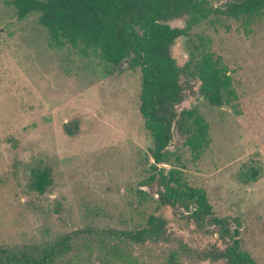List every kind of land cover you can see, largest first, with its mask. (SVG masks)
Listing matches in <instances>:
<instances>
[{"label": "rangeland", "instance_id": "obj_1", "mask_svg": "<svg viewBox=\"0 0 264 264\" xmlns=\"http://www.w3.org/2000/svg\"><path fill=\"white\" fill-rule=\"evenodd\" d=\"M228 1L207 0L192 23L187 11L166 19L187 28L171 47L183 96L166 160L156 163L140 112L141 67L108 73L96 54L52 45L38 12L20 19L12 0H0V255L51 254L50 264H238L226 255L232 236L197 214L195 200L161 201V172L174 169L206 191L214 215L240 230V249L264 263V13L250 23L227 17ZM202 36L233 79L237 97L223 105L201 90ZM190 109L209 124L199 157L176 123ZM76 119L70 136L64 124ZM38 164L52 168L44 193L29 187ZM152 215L165 220L159 238L128 237Z\"/></svg>", "mask_w": 264, "mask_h": 264}, {"label": "trees", "instance_id": "obj_2", "mask_svg": "<svg viewBox=\"0 0 264 264\" xmlns=\"http://www.w3.org/2000/svg\"><path fill=\"white\" fill-rule=\"evenodd\" d=\"M207 0H12L17 16L24 19L32 12L40 14L41 23L48 29L51 44H70L84 56L96 54L106 65L108 73L122 71L127 64L134 69H142V91L140 112L145 120L154 148L156 163L166 160V151L172 140V124L176 114L175 105L183 96L181 68L173 56L171 47L175 40L186 34L187 28L173 26L166 21L171 16L189 12L195 22L199 18V6ZM221 13L227 17L243 19L250 23L253 18L264 13V0H229ZM144 29L142 38L137 28ZM212 39L201 37L198 46L197 69L203 96L213 106L227 103L237 97L233 79L219 58L211 51ZM194 56V54H192ZM79 120L66 122L65 132L73 136L77 133ZM178 130L187 135V144L199 157L210 145L209 124L196 110H183L176 120ZM189 125V126H188ZM157 168V165L152 164ZM177 170L161 175L165 186L161 201L191 199L196 202V213L211 216L223 233L233 238L226 255L238 264H264L256 262L252 256L240 249L238 228L226 226L225 219L214 215L207 193L202 188L190 186L175 178ZM29 187L44 193L53 182L52 168L38 164L31 168ZM258 169L252 171L250 181H255ZM176 181L177 185L172 184ZM149 227L127 232L129 238L144 242L149 238H159L163 233L165 220L152 215ZM3 254L6 250L2 251ZM55 252V251H54ZM0 264H50L51 254L43 257H28L16 254L4 258ZM131 264H143L130 260Z\"/></svg>", "mask_w": 264, "mask_h": 264}]
</instances>
